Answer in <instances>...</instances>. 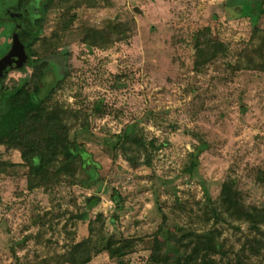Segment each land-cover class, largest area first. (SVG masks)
<instances>
[{
    "label": "rangeland",
    "instance_id": "1",
    "mask_svg": "<svg viewBox=\"0 0 264 264\" xmlns=\"http://www.w3.org/2000/svg\"><path fill=\"white\" fill-rule=\"evenodd\" d=\"M18 1L0 0V11ZM12 28L0 22V55ZM90 29L108 44L86 43ZM198 36L224 50L205 61ZM33 51L54 67L47 103L83 156L73 177L30 189L21 151L0 144L10 165L0 173V264H71L88 239L99 251L87 264H175L176 237L209 230L223 244L216 264H231L248 225L225 213L218 222L209 200L218 206L233 179L247 206L264 209V0H52ZM34 70H13L5 85L31 77L33 88ZM169 235L173 247L157 242ZM109 240L126 247L111 256Z\"/></svg>",
    "mask_w": 264,
    "mask_h": 264
},
{
    "label": "trees",
    "instance_id": "2",
    "mask_svg": "<svg viewBox=\"0 0 264 264\" xmlns=\"http://www.w3.org/2000/svg\"><path fill=\"white\" fill-rule=\"evenodd\" d=\"M51 2L52 0H19L13 7L19 17L16 18L18 40L28 57L23 70H26L28 66L35 69L32 75L35 85L30 88L31 77L24 78L11 88L3 85V95L0 100V144L21 151L22 159L29 167L28 185L30 189L54 184L58 181L60 174L73 177L78 157L83 156L74 149L69 138V126L65 122L62 111L59 108H50L47 103L55 84L45 91L42 82L47 69L52 67L54 70V67L47 60L34 59L33 44L38 40L43 30L45 16ZM64 24L63 28L68 27L67 21ZM55 37H57L56 33ZM84 41L91 46L105 47L108 44L105 32L96 29L88 30L84 35ZM11 46L13 47V43ZM221 46L224 50L220 42H214L212 39L203 42L199 36L197 37V53L199 57L206 53L205 61L214 58ZM39 61L42 62L41 65H38ZM201 63L198 61V64ZM56 78L58 81L59 76L56 75ZM137 142L140 146H146L139 139ZM199 152L201 149L198 150ZM82 161L86 170L89 173H94L95 169L87 168L92 165L91 158L85 156ZM197 163L198 154L194 155L191 167L194 168ZM8 166H10L8 163L0 162V173L4 172V168ZM90 201L92 200L90 199ZM209 208L218 222L227 221L225 213L237 221H245L248 225L249 235L231 264H249L245 256L247 250L251 254L261 257V264H264V209L247 206L233 179H227L224 182L219 196V205L215 206L214 202L209 200ZM215 238V230H209V232L190 231L176 237L177 242L174 246L180 255L174 258L175 264H216L214 255L223 250V244L219 243L216 247ZM157 242L166 248L173 247L171 235L163 242L159 240ZM115 244L114 240H109L106 244L105 248L109 250L111 256L122 253L126 247L125 244L115 248ZM94 250L99 251L92 245L90 239L84 240L72 248L65 261L71 264H87L90 262ZM151 258L161 261L160 258H156L155 254Z\"/></svg>",
    "mask_w": 264,
    "mask_h": 264
},
{
    "label": "water",
    "instance_id": "3",
    "mask_svg": "<svg viewBox=\"0 0 264 264\" xmlns=\"http://www.w3.org/2000/svg\"><path fill=\"white\" fill-rule=\"evenodd\" d=\"M3 15L5 16V18ZM0 17L6 19V15L4 14V12L0 11ZM13 38L14 41L12 51L10 52L11 54L0 60V100L3 95V84L5 82L7 74L14 68H22L28 61L27 53L18 40L17 32L13 34Z\"/></svg>",
    "mask_w": 264,
    "mask_h": 264
},
{
    "label": "flooded vegetation",
    "instance_id": "4",
    "mask_svg": "<svg viewBox=\"0 0 264 264\" xmlns=\"http://www.w3.org/2000/svg\"><path fill=\"white\" fill-rule=\"evenodd\" d=\"M7 8V12H5L4 14L6 15V19H3L2 17H0V20H2V21H0V22H2V23H7V22H11L12 24H13V28H12V31H11V34H12V42H11V44H10V46L7 48V50H5L4 51V53L2 54V55H0V60H2L4 57H6L7 55H9V54H11L10 52L12 51V43H13V41H14V38H13V34L15 33V32H17V29H16V27H17V25H18V23H17V20H16V16H14V15H16V13H15V11L13 10V6L11 7V6H8V7H6ZM4 16V15H3ZM4 18H5V16H4ZM18 18V17H17ZM27 64V62L25 63V65ZM24 65V66H25ZM24 66L22 67V68H14V69H12L10 72H12L13 70H23L24 69ZM10 72L7 74V76H6V79H7V77H8V75L10 74ZM6 79H5V82H6ZM5 82H4V84L3 85H5Z\"/></svg>",
    "mask_w": 264,
    "mask_h": 264
}]
</instances>
